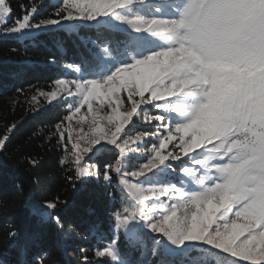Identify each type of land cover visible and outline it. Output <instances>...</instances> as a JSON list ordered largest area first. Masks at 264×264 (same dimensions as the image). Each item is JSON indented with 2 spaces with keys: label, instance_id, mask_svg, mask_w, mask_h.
Segmentation results:
<instances>
[{
  "label": "snow or ice",
  "instance_id": "snow-or-ice-1",
  "mask_svg": "<svg viewBox=\"0 0 264 264\" xmlns=\"http://www.w3.org/2000/svg\"><path fill=\"white\" fill-rule=\"evenodd\" d=\"M37 2L13 19L0 0V34L35 41L85 26L75 22L97 32L90 57L65 66L73 75L31 96L67 101L48 138L68 185L102 178L113 189L108 227L92 226L81 264H264V0H62L38 20ZM65 204L56 195L31 208L61 246L74 234ZM6 237L17 264H48L37 235L21 242L9 225ZM121 242L151 259L130 260Z\"/></svg>",
  "mask_w": 264,
  "mask_h": 264
},
{
  "label": "trees",
  "instance_id": "trees-1",
  "mask_svg": "<svg viewBox=\"0 0 264 264\" xmlns=\"http://www.w3.org/2000/svg\"><path fill=\"white\" fill-rule=\"evenodd\" d=\"M33 0H11L14 17L23 15L21 5ZM40 13L35 19L53 15L59 6L54 0H38ZM97 38L95 29L84 26L75 32L54 29L43 32L35 41H25L0 34V135L6 126L16 123L9 135L6 150L0 151V262L17 264V250L6 237L9 225L20 234L37 235L42 249L49 252L48 264H81L82 252L93 258L96 240L92 226L102 224L106 229L115 207L112 192L106 182L90 180L74 191L66 182L59 161L63 155L55 138L49 139L54 125L67 112V101L40 104L31 101L37 89L48 91L53 81L67 72L66 65L89 58L91 40ZM151 130L150 125H139ZM106 155L98 160L102 163ZM35 160L34 166L31 161ZM101 171L103 169L101 168ZM20 186L18 188L17 186ZM59 195L67 200L58 214L65 225H73V235H63L54 224L42 223L31 212L33 205ZM122 239V238H121ZM121 251L133 261L151 259L146 253L130 251L121 242Z\"/></svg>",
  "mask_w": 264,
  "mask_h": 264
},
{
  "label": "rangeland",
  "instance_id": "rangeland-1",
  "mask_svg": "<svg viewBox=\"0 0 264 264\" xmlns=\"http://www.w3.org/2000/svg\"><path fill=\"white\" fill-rule=\"evenodd\" d=\"M54 1L58 4L59 7L62 6V0H54ZM66 23H67V22H66ZM75 23L82 24V25H86V22H75ZM58 28H59V26H57V27L54 28V29H58ZM54 29H51V30H54ZM51 30H46V31H44V32L51 31ZM12 37H15V36H12ZM59 100H61V99H58L57 101H59Z\"/></svg>",
  "mask_w": 264,
  "mask_h": 264
}]
</instances>
